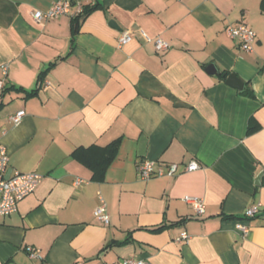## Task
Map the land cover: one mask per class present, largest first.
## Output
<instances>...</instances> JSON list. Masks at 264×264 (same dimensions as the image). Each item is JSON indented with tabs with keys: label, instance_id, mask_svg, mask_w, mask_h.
Segmentation results:
<instances>
[{
	"label": "crops",
	"instance_id": "1",
	"mask_svg": "<svg viewBox=\"0 0 264 264\" xmlns=\"http://www.w3.org/2000/svg\"><path fill=\"white\" fill-rule=\"evenodd\" d=\"M54 1L0 0V143L12 172L41 175L0 217V264H264L261 0H72L100 4L74 34L71 14L33 19ZM239 22L256 33L250 52L226 32ZM126 30L131 40L118 46ZM114 140L103 180H92L72 151ZM143 160L178 172L143 180ZM190 160L200 167L186 172ZM100 196L106 225L93 215ZM184 196L201 198L204 213Z\"/></svg>",
	"mask_w": 264,
	"mask_h": 264
},
{
	"label": "built area",
	"instance_id": "2",
	"mask_svg": "<svg viewBox=\"0 0 264 264\" xmlns=\"http://www.w3.org/2000/svg\"><path fill=\"white\" fill-rule=\"evenodd\" d=\"M82 11V4L79 2H72V0H56L46 10H35L32 13L33 19L37 22L56 18L64 14H71L72 16L79 14ZM226 32L229 37L237 39L241 50L250 52L253 50V46L256 39V33L245 23L239 22L235 25H229L226 28ZM147 41L154 43L157 51L165 50L169 47L168 43L160 38L151 39L144 36ZM131 40L130 31H123L117 39L118 46H121ZM4 73L6 72V66H3ZM3 89V81L0 80V92ZM24 114L23 110H19L16 113L9 116V120L12 123H17ZM8 153L5 146L0 143V217L13 213L17 208V203L32 193L41 180V175L34 172H11L6 178V171L8 168ZM199 164L195 160H190L184 164V171L190 172L197 170ZM178 172L177 163H167L165 165H157L156 161L143 160L137 166V175L143 180L150 179L152 177L160 176H173ZM81 180L76 179L74 185H78ZM100 198V204L93 210V215L102 224H108L109 215L107 214L104 200ZM183 200L190 204L194 210L195 215L200 216L204 213V201L201 198L195 196H184ZM260 208V204H254L248 207L244 213L243 218L249 219L254 217ZM235 227L244 236L249 231V226L242 222H236ZM188 234L182 232L179 237L176 238L178 242L187 240ZM28 254L31 258L38 257L37 250L29 249ZM119 264H150L136 258H124Z\"/></svg>",
	"mask_w": 264,
	"mask_h": 264
},
{
	"label": "trees",
	"instance_id": "3",
	"mask_svg": "<svg viewBox=\"0 0 264 264\" xmlns=\"http://www.w3.org/2000/svg\"><path fill=\"white\" fill-rule=\"evenodd\" d=\"M99 6L100 4L98 2L92 5H82V11L71 17L72 34L78 30L80 20ZM261 11L264 12V0H261ZM252 129V127H249V131ZM117 148L118 140H114L105 146L90 145L87 147H77L72 151L71 155L91 170L92 180L102 181L107 166L116 155ZM161 228L162 226H158L151 230L157 231Z\"/></svg>",
	"mask_w": 264,
	"mask_h": 264
},
{
	"label": "water",
	"instance_id": "4",
	"mask_svg": "<svg viewBox=\"0 0 264 264\" xmlns=\"http://www.w3.org/2000/svg\"><path fill=\"white\" fill-rule=\"evenodd\" d=\"M207 70L210 72V73H214L216 70H215V67L213 65H210ZM226 82L227 84L237 88V89H240L242 87V82L234 75V74H230L229 76H227L226 78ZM12 172L11 168H7V171H6V178L8 177V175ZM260 175L259 174L257 176V179H260Z\"/></svg>",
	"mask_w": 264,
	"mask_h": 264
}]
</instances>
